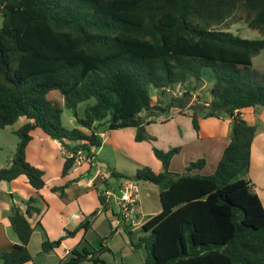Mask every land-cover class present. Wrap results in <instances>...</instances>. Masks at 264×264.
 <instances>
[{
  "label": "trees",
  "instance_id": "obj_1",
  "mask_svg": "<svg viewBox=\"0 0 264 264\" xmlns=\"http://www.w3.org/2000/svg\"><path fill=\"white\" fill-rule=\"evenodd\" d=\"M0 12V130L27 120L16 131L20 143L10 166L0 168V183L25 177L37 192L46 187L44 171L26 157L36 130L67 153L63 178L80 152L91 175L102 134L134 129L135 142H152L147 126L173 108L190 106L195 131L200 116L231 120L230 143L215 172L202 173L207 165L202 158L173 173L171 163L182 148L155 146L161 171L148 166L131 176L110 171L117 181H143L160 190L162 210L139 228L146 235L136 243L134 227L123 223L124 232L134 249L145 248L143 264H264V205L245 178L257 127L241 114L264 108V82L251 72L264 39L217 28L237 22L244 12L249 27L264 34V0H0ZM206 69L211 70L209 97L191 104ZM175 90L181 95L173 96ZM53 91L63 96L83 129L63 125V107L48 98ZM152 91L167 101L154 102ZM82 103L88 104L80 118ZM74 182L52 191L64 193ZM104 184L114 189L107 178ZM99 200L104 211L111 208L103 192ZM34 203L31 198L25 209L11 208L9 220L19 243L0 254L1 264L33 262L30 218L41 214ZM37 226L43 231L42 252L59 249L63 238L51 241L42 224ZM89 226L87 221L82 228ZM102 247L90 251L82 244L59 264H105L94 257L111 252L104 242Z\"/></svg>",
  "mask_w": 264,
  "mask_h": 264
},
{
  "label": "crops",
  "instance_id": "obj_2",
  "mask_svg": "<svg viewBox=\"0 0 264 264\" xmlns=\"http://www.w3.org/2000/svg\"><path fill=\"white\" fill-rule=\"evenodd\" d=\"M241 114L245 120L257 127V134L251 149V164L245 178L253 183L254 192L258 194L264 205V108L246 109L241 111ZM178 118L183 117H172L163 125L170 126L172 128L169 132L170 137L166 135V132H161V129H158L159 126L155 125L157 123H153L147 126V130L150 135L155 137L156 141L151 143H141H148L151 146V150L153 146L156 145L164 151H168L173 147H181V153L173 159L170 166V170L172 165L176 164L177 166V170L173 173H182L192 161L204 158L207 161V165L202 173L205 175L213 174L226 147L230 143V136L232 132L231 120L225 119L224 124H222L217 118H209L216 121L210 125H206L207 132L203 131L204 122L200 123L199 131H195L191 123V129L189 132L180 126V123L177 122V120H179ZM189 121H191V119ZM260 125L262 130H258ZM37 131L40 130H36L32 133L33 140L27 147L26 157L28 162L44 171L46 187L37 192L28 183L27 179L22 177L10 182L8 187L4 189L0 188V254L2 252H11L14 246L19 243L18 236L13 231L9 220L11 208L14 205H17L25 209V202L33 198L35 199V203L33 205L40 209L41 214H34L30 218V223L34 228V232L29 242L28 249L33 256V262L28 264H59L61 259H65L69 252H71L74 248L81 246V244L84 243L81 241L86 239L84 235L80 242L79 240L76 241L75 237L72 239L67 238L68 236H75L78 232L83 233L84 231L87 234V230L91 227V222L89 221V228H82L83 223L87 222L85 219L88 214L87 202L89 197H93L95 202V205L89 209H96L100 213L107 211H104L101 207L99 192H103L104 196H107L111 200L113 207L111 206L108 210L112 212L111 219H109L111 220L110 226L112 229L113 227L116 228V233H120L122 231H120V228L123 229V227L122 225L118 226L117 212H115L116 210L114 209L116 197H120L122 193L121 189L116 190L107 187L104 190L100 189V185L104 183V180L107 177L106 174L100 170L96 161L94 164V176L71 184L65 189L64 193L61 191L53 192L52 188L63 186L69 180L76 179L79 175H81V173H83L84 170H87L90 165L86 162V160L78 161L69 176L63 178L62 169L67 153L58 141L50 139L42 131L37 134ZM113 132L115 131L107 133ZM107 133L101 135L104 143L107 139ZM183 156H186L185 160L181 159ZM11 162L12 160L6 165V167L10 166ZM161 169L162 165L159 162L157 168H154L153 170L159 172ZM52 182L55 183L51 184ZM2 183H0V187ZM124 184L126 183H122L121 185L124 186ZM9 196L11 197V200L9 199ZM20 203H23L24 206H21ZM67 208L70 209L71 212L69 215H66L64 212ZM137 208L136 213L139 220L142 218L140 198ZM144 222L140 221V223L134 227L136 233L141 232L139 228ZM39 223L42 224L48 238L51 241H57L63 238L59 249L49 254L42 252L43 231L37 226ZM72 232H74V234H72ZM122 232L125 233L124 229ZM130 245L133 253H136L141 248L139 246L138 249H134L132 243H130ZM104 247H107L111 251L108 242L104 243ZM105 253L106 252L100 255L96 254L94 257L100 258L105 262V264H110L104 258ZM110 253H112V251ZM146 256L140 264L144 263ZM87 262L89 264H96L93 261H85L80 264ZM123 264L125 263L123 262Z\"/></svg>",
  "mask_w": 264,
  "mask_h": 264
},
{
  "label": "rangeland",
  "instance_id": "obj_3",
  "mask_svg": "<svg viewBox=\"0 0 264 264\" xmlns=\"http://www.w3.org/2000/svg\"><path fill=\"white\" fill-rule=\"evenodd\" d=\"M238 21H229L225 26L217 27L218 29H228L229 31L239 35L242 38L250 39V40H263L264 34L260 33L257 30H253L249 27L248 22L246 20V14L244 12L238 13ZM3 25L2 14L0 12V27ZM253 66L251 68V72L255 79L259 82H264V50L257 56L254 57ZM211 75V70L206 69L203 73V81L204 83H200L198 91L194 93V98L192 102H198L200 99H206L209 97V88L212 86L209 80V76ZM176 91V90H175ZM151 96L154 102H158L160 99L167 101L163 98L161 92L152 91ZM173 96H175L173 94ZM177 97V96H176ZM49 100L53 102L59 103L63 107L62 114V122L63 125L68 129H83L82 126L78 123L77 117L71 109H68L65 106V100L63 96L56 91H53L48 96ZM88 103H82L77 108V114L80 118L84 117L85 109ZM190 104V105H191ZM192 114L193 110L190 106L185 108L183 111L181 108L176 107L171 110L168 114H162L159 118L156 119L154 123L158 125V129H161V132H166V135L170 137V126H163L167 123L172 117H183L178 118V123L180 126L186 131L190 132L191 123H192ZM191 121H189L190 119ZM218 119V118H217ZM199 125L203 123V131L207 132L206 125H210L214 123L216 120L199 117ZM224 124L225 119H218ZM25 123H27L26 119H20L13 126L6 127L5 129L0 130V168H5L6 165L13 160L17 147L20 143V138L17 136L16 131L19 130ZM153 124V123H152ZM151 125V124H150ZM193 125V123H192ZM258 130H262L261 125L258 127ZM40 131H37V134ZM135 131L134 129H125L115 131L113 133H107V139L103 146L99 149L95 150L96 153V162L100 170L106 174L107 180L110 185L115 189H117V182L126 183L125 179H120L117 181L110 177V171L115 170L118 173H123L126 175H134L138 169H141L145 166H148L152 169H156L159 161L154 156L151 146L148 143H137L134 139ZM152 136V135H151ZM154 137V136H153ZM55 141V140H54ZM156 141V140H154ZM153 142V141H152ZM151 143V142H150ZM160 149L159 146H155ZM162 150V149H160ZM186 156H183L181 159L185 160ZM85 161V157L80 160ZM90 167L88 166L87 170H84L81 175H79L76 179L69 180L79 182L81 180H85L86 178H90L95 175V171L88 175V171ZM177 170V166L172 165L171 172ZM156 172V171H155ZM49 178V177H48ZM55 180V179H52ZM74 182V183H76ZM52 182L51 184H54ZM67 183V182H66ZM65 183V184H66ZM135 186L138 190L139 198L141 202V215L142 218L139 219V223L144 222L149 219L150 216L159 213L162 210V204L160 200V190L157 186L139 181V182H129ZM9 183H2L1 189L8 187ZM101 190L106 188V185L102 183ZM11 200V197L9 196ZM88 214L85 220L91 222V227L86 232L83 233L78 232L75 236H68L67 239H72L75 237V240L79 242L82 240L83 235L86 239L81 241L83 245H86L90 251L100 250L102 248V242L107 243L112 251L106 252L104 255L105 260H107L110 264H140L143 258L146 256V250L144 247H141L139 251L133 253L131 250V239L125 233H123V229L120 228V233H116V228L113 229L110 226V221L112 216L111 211L100 213L96 209H89L95 205L93 197L88 198ZM21 206H24L23 203H20ZM26 206V205H25ZM112 206V205H111ZM113 207V206H112ZM115 212L118 211V207L114 205ZM138 209V208H137ZM90 210V211H89ZM65 214L69 215L70 209H65ZM71 222V221H70ZM71 233V232H70ZM122 233V234H121ZM74 234V232H72ZM146 233L138 232L133 236V241L136 243L139 242L140 238L145 236ZM107 238V240H105ZM66 239V240H67ZM58 241V240H57ZM130 241V243H129ZM82 245V244H81ZM123 261V262H122ZM83 264H89L83 263Z\"/></svg>",
  "mask_w": 264,
  "mask_h": 264
},
{
  "label": "built area",
  "instance_id": "obj_4",
  "mask_svg": "<svg viewBox=\"0 0 264 264\" xmlns=\"http://www.w3.org/2000/svg\"><path fill=\"white\" fill-rule=\"evenodd\" d=\"M174 95L175 96L181 95V91L176 90L174 92ZM79 157L80 160L84 158L81 152L79 153ZM121 193L122 194L120 197H116L114 203L118 207L117 224L118 226H120L121 224L125 223L132 227H135L139 223L136 213V208L139 204L138 190L135 188L133 184L126 182V184H124V186H122L121 188Z\"/></svg>",
  "mask_w": 264,
  "mask_h": 264
}]
</instances>
